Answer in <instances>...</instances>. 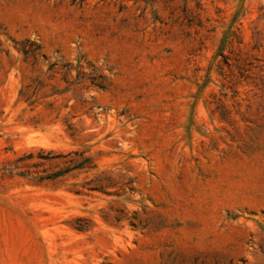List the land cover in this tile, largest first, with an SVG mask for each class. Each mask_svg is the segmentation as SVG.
<instances>
[{
    "label": "rangeland",
    "instance_id": "obj_1",
    "mask_svg": "<svg viewBox=\"0 0 264 264\" xmlns=\"http://www.w3.org/2000/svg\"><path fill=\"white\" fill-rule=\"evenodd\" d=\"M0 264H264V0H0Z\"/></svg>",
    "mask_w": 264,
    "mask_h": 264
},
{
    "label": "trees",
    "instance_id": "obj_2",
    "mask_svg": "<svg viewBox=\"0 0 264 264\" xmlns=\"http://www.w3.org/2000/svg\"><path fill=\"white\" fill-rule=\"evenodd\" d=\"M45 177H49V176H45ZM45 177H44V178H45Z\"/></svg>",
    "mask_w": 264,
    "mask_h": 264
}]
</instances>
